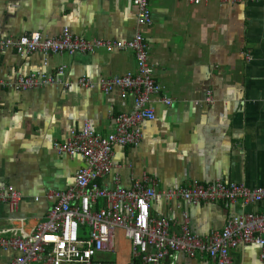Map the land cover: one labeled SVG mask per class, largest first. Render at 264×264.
Masks as SVG:
<instances>
[{"label": "crops", "instance_id": "obj_1", "mask_svg": "<svg viewBox=\"0 0 264 264\" xmlns=\"http://www.w3.org/2000/svg\"><path fill=\"white\" fill-rule=\"evenodd\" d=\"M151 27H139L131 0H0V41L28 33L55 38L63 27L84 40L128 41L139 30L150 45L153 79L160 88L151 98L154 120L140 125L141 141L112 149L111 168L96 185L130 189L136 182L154 188L150 216L169 222V232L186 226L205 238L222 231L231 215L261 213L264 204L197 200L177 196L180 187L214 182L264 185V0L220 4L206 0H151ZM61 68L58 75L57 70ZM130 50L92 53L34 52L19 55L0 49V84L31 73L54 81L29 91L0 86V188L21 195L16 211L0 203V232L29 234L52 202L50 191L73 186L83 166L80 157L54 151L70 131L84 123L101 136L115 132L113 120L132 110V96L114 88L105 94L102 80L134 73ZM80 80L92 84L82 88ZM208 97L211 102L208 103ZM105 206L98 199L93 210ZM87 228L80 237L87 236ZM15 253L0 252V264ZM231 264H260L259 248L241 244L230 250ZM98 260L128 264L130 241L115 230L113 252ZM171 264H215L206 254L187 257L170 252Z\"/></svg>", "mask_w": 264, "mask_h": 264}, {"label": "built area", "instance_id": "obj_2", "mask_svg": "<svg viewBox=\"0 0 264 264\" xmlns=\"http://www.w3.org/2000/svg\"><path fill=\"white\" fill-rule=\"evenodd\" d=\"M85 1V0H82ZM151 0H131L139 27H151ZM198 5L206 0H186ZM220 4H235L241 0H218ZM14 49L19 55L47 53H92L130 50L135 59L134 73L120 78L102 80L100 88L109 94L114 88L132 96L129 114L114 118L115 132L107 136L96 134L88 123L80 131H70L67 140L55 143L58 154L80 157L83 166L73 175V186L63 191H50L46 198L52 204L42 221L36 223L29 234L3 235L0 232V252L15 253L9 264H110L98 260L101 253L113 252L115 230L121 229L130 241L132 260L128 264H171L166 261L170 252H180L187 257L196 253L206 254L215 264H231L230 250L241 244L259 248V261L264 264V209L261 213L231 215L222 231L212 232L205 238L198 237L181 226L177 233L169 232V222L150 216V203L157 197L154 188L136 182L130 189L115 187L112 190L96 185L111 168L112 149L117 146H135L142 138L140 125L154 120L151 98L160 97V102L169 106V100L161 98L159 86L153 79L149 63L150 45L138 30L128 41L84 40L70 34L63 27L55 38H43L38 33H28L13 39L0 41V49ZM61 73V68L57 74ZM54 83L40 73H31L13 84L0 86L17 91H29ZM82 88H92L86 80H80ZM208 103L211 99L208 97ZM177 196L185 202L197 200L223 201L244 205L264 204V185L246 188L239 183L214 182L208 187L183 186ZM102 199L105 206L93 210L92 206ZM21 195L12 187L0 188V203L16 211ZM86 227L87 236L80 237Z\"/></svg>", "mask_w": 264, "mask_h": 264}]
</instances>
